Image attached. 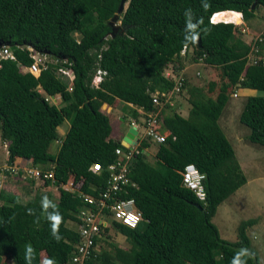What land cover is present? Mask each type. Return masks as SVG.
<instances>
[{
    "label": "trees",
    "instance_id": "1",
    "mask_svg": "<svg viewBox=\"0 0 264 264\" xmlns=\"http://www.w3.org/2000/svg\"><path fill=\"white\" fill-rule=\"evenodd\" d=\"M119 2L0 0V46H8L16 57L2 60L0 67V142L8 141L9 163L25 160L42 174L52 171L44 185L59 189L55 200L37 194L25 202L0 190V264H41L42 259L44 264H67L79 240L67 223L79 222L76 215L84 204L77 192L63 185L73 180L77 189L97 195L117 158L115 148L121 146L120 140L110 137V116L102 104L111 106L118 100L131 104L129 115L136 120L137 109H156L151 93L173 88L163 69L181 59L183 46H192L194 61L202 57L206 64L221 68L226 81L215 98L197 86L189 88L187 116L164 109L165 138L164 143L154 144L156 163L149 162L144 152L129 162V176L138 185L132 195L142 220L134 228L115 223L129 247L105 240L109 250L102 249L87 264H233L241 249L248 250L241 257L244 264H260L246 234L255 219L239 223L233 242L220 237L211 219L218 206L246 183L218 124L228 88L264 90V61H248L250 44L228 23L232 13L219 15L225 22L213 23L210 17L233 10L247 20L258 7L264 9V0H127L123 12L116 15ZM186 10H191L190 21ZM116 17L117 28L116 21L111 23ZM189 23L195 28L189 29ZM194 33L200 46L190 39ZM256 43V55L261 56L264 40ZM27 45L71 62L72 91L67 90V80L54 74L60 62L50 63L37 77L19 70L18 63L32 62ZM98 68L106 73L96 87L92 79ZM214 87L211 82L208 91ZM45 94H60V105L47 102ZM66 119L69 128L60 138L57 128ZM239 120L250 130L248 141L264 146V96H248ZM57 140L61 141L57 151L50 152ZM151 145L144 140L141 148ZM95 162L101 165L99 174L89 170ZM188 163L205 174L204 203L182 185L180 171ZM45 201L50 203L45 206ZM56 213L61 219L54 227L50 216ZM104 231L108 235L107 228Z\"/></svg>",
    "mask_w": 264,
    "mask_h": 264
},
{
    "label": "built area",
    "instance_id": "2",
    "mask_svg": "<svg viewBox=\"0 0 264 264\" xmlns=\"http://www.w3.org/2000/svg\"><path fill=\"white\" fill-rule=\"evenodd\" d=\"M215 14L216 13H214L212 17ZM212 17L210 20L211 22H214L212 21ZM232 23L237 27L238 31L247 34V28L243 26L242 21L239 23ZM108 36L110 35L108 34ZM263 40L264 31L254 36L248 43L250 44V51L247 54V58L252 54L254 58H257L256 61H253L254 63L261 58L264 61V54L263 56L256 55L259 51L256 42H261ZM18 47L23 48L24 46ZM26 48L29 50V56L31 57L32 62L29 65L18 63V68L21 72L30 73L37 77L42 70L48 68L50 63L56 64L60 62V65L55 68L54 74L57 77L67 80V90L72 91L74 73L71 67V62L66 58H61L59 60L54 59L46 52H40L30 45H27ZM188 50L193 52L192 46H183L180 55H186ZM5 59L16 60V57L8 46L2 45L0 46V67L2 65V60ZM198 60L203 61L202 57H199ZM105 73L104 70L98 68L93 76L92 84L98 87ZM173 75L175 76L174 78L168 72V76L170 77L166 76L174 82L172 89L161 92L155 90L151 93V99L156 106V109L149 112L141 110L143 115H141L138 120H131V123L137 130V139L134 144L130 143L127 147L120 144L121 146L115 148L117 158L108 167V175L103 190L97 195H92L79 189L72 190L71 187L63 185L64 189L71 192H77L84 204V208L78 215H76L79 219V222H76V231L79 234V240L74 244L67 264H87L89 259L96 257L102 250V244L100 243L102 240H105V238L102 237L103 235L105 236V228H107V232L111 230V226H114L115 229H117L115 223L134 228L142 220V213L136 208L135 198L132 195L133 190L137 189L138 185L129 176V162L131 158L139 152H144L146 155L149 154L147 152L149 147L141 148V144L144 140L149 141L151 144L164 143L165 137L162 132L163 111L166 107L171 108L174 106L175 97L183 90V83L185 81L181 74ZM38 90H40V86H38ZM236 95V93H233V96ZM44 97L47 102L54 104H58L59 101H61L60 94H45ZM60 142V140L56 141L58 144H60ZM0 149V190L3 189L5 182L4 172H8L10 176L22 175V180L32 179L36 184L40 185H43L46 179L53 177L52 171L42 174V171L39 168L21 167L22 161L9 163L7 160V141H1ZM89 170L95 174H99L101 171V165L95 162L91 164ZM180 174L182 176V185L191 190L196 198L204 203L206 201V193L203 184L205 174L201 173L193 163L186 164L183 170L180 171ZM38 179H41V182H39ZM73 223H75V221ZM41 264H44V259L41 260Z\"/></svg>",
    "mask_w": 264,
    "mask_h": 264
},
{
    "label": "rangeland",
    "instance_id": "3",
    "mask_svg": "<svg viewBox=\"0 0 264 264\" xmlns=\"http://www.w3.org/2000/svg\"><path fill=\"white\" fill-rule=\"evenodd\" d=\"M231 12L232 11H227L226 14ZM263 16L264 9L262 7H258L250 19L243 20L241 18L243 26L247 28V34L241 33L238 36H240L244 42L249 43L254 36L264 31ZM116 24L118 25L119 22H116ZM78 36V34L75 35L76 38ZM193 54V52L188 51L186 55H180L181 59L179 61H172L163 69L164 76L170 77L168 76L169 72L173 78L175 77L173 74H181L184 77L186 83L185 87L179 95L175 97V106L171 109L177 110L184 116H187L191 107L188 100L189 88L197 86L206 94L215 98L220 85L226 81V79L223 78L221 68L206 64L202 60L194 61ZM248 59L252 62L257 60V58H254L252 54L248 56ZM179 63L182 65V68L177 70L174 69V65ZM184 66H187V68L182 70ZM211 82L215 83V87L212 92H209L208 88ZM227 92L228 98L218 118V124L229 142L232 144L236 158L246 177V183L218 206L211 221L216 225L221 238L233 242L237 239L239 223L243 220L255 219L253 225L246 229V234L248 236L250 246L257 253L259 263L264 264V146L250 143L248 141L247 136L250 130L239 120L240 112L243 109L247 97L256 95L264 96V90L249 89L235 85L229 87ZM233 93H236L237 95L233 96ZM57 105H60V103ZM118 110L120 112L117 111L109 114L110 122L114 126L115 123H118L119 121L118 116H125L124 119L126 121L120 122L123 123L122 132H124L129 122V114L127 112L128 108L119 107ZM168 112H170V110H168L167 113ZM141 115L143 114L141 113ZM69 124L70 119H66L60 127L57 128L60 138H62L68 130ZM237 139L241 140L242 145L237 144ZM58 146L59 144L55 142L52 143L49 151L55 153ZM244 147H248L249 151L247 152V149ZM147 152L149 153L146 155L148 161L155 164V145H151L147 149ZM21 165V167L28 168L29 162L22 161ZM4 174L5 182L2 191L18 196L21 202L34 198L37 194H41L43 197L50 196L54 200L59 196V189L56 185H40L33 181L22 180V175L10 176L8 172H4ZM38 181L41 182V179H38ZM72 183L73 180H69L64 186L67 185L66 187H71L72 190L77 189V187L73 186ZM67 226L76 229L73 222H68ZM107 233L108 235L102 236L106 241L113 242L121 248L129 247V243L125 239V236L122 235L118 229H115L114 226H111V230ZM105 240H102L100 244H102L103 250H109L110 245H108ZM7 262L10 261L7 260Z\"/></svg>",
    "mask_w": 264,
    "mask_h": 264
},
{
    "label": "crops",
    "instance_id": "4",
    "mask_svg": "<svg viewBox=\"0 0 264 264\" xmlns=\"http://www.w3.org/2000/svg\"><path fill=\"white\" fill-rule=\"evenodd\" d=\"M241 20V19H240ZM189 51V50H188ZM187 68V66H184L183 67V69L182 70H185ZM174 71V70H173ZM132 107V105L131 104H128V105H126V104H124V102H122V101H116V103H115V105H111V106H109L108 104H106V103H104V104H102V106H101V109L105 112V113H107V115H109V114H112L113 112L115 113V112H120L119 110H118V108L120 107H123V108H128V110H127V112H128V114L130 113L129 112V108H131ZM137 111H139V114L141 115V109H137ZM177 111V110H176ZM178 112V111H177ZM123 115V114H122ZM182 116H184V115H182ZM129 119V122H128V124L130 123V121L131 120H133L134 118H132L130 115H129V117H128ZM139 118H140V116H139ZM118 123H115V121H114V123H115V125L113 126L112 125V123L110 122V124H111V128H112V130H111V134H110V137L111 138H113V139H116V140H121V137L123 138V136H124V134H125V132L127 131V129H128V125H127V127H126V130L124 131V132H122V129H123V127H122V124L123 123H120V122H124V121H126L125 119H124V117L123 116H118ZM134 120H136V119H134ZM60 126H58V128H59ZM237 144L238 145H242V142H241V140H238L237 139ZM232 145V144H231ZM244 148H246L247 149V152L249 151V148L248 147H244ZM246 152V153H247Z\"/></svg>",
    "mask_w": 264,
    "mask_h": 264
},
{
    "label": "water",
    "instance_id": "5",
    "mask_svg": "<svg viewBox=\"0 0 264 264\" xmlns=\"http://www.w3.org/2000/svg\"><path fill=\"white\" fill-rule=\"evenodd\" d=\"M126 2L127 0H120L117 11H116V15H119L123 12L124 8L126 7ZM257 2L255 1L252 5H251V9H253L256 6ZM117 17L113 20V22L111 21V23L114 24V21H116ZM117 22V21H116ZM115 27L117 28L118 25L115 24ZM110 36H112V33H109ZM196 42H198L199 46H200V38L196 39ZM137 130L136 127L132 124L129 123L128 124V129L125 132L123 138L120 141V144L123 146H128L130 143L134 144L136 139H137Z\"/></svg>",
    "mask_w": 264,
    "mask_h": 264
},
{
    "label": "clouds",
    "instance_id": "6",
    "mask_svg": "<svg viewBox=\"0 0 264 264\" xmlns=\"http://www.w3.org/2000/svg\"><path fill=\"white\" fill-rule=\"evenodd\" d=\"M233 11V10H232ZM191 13V10H186V15L189 17V21L191 20V16L189 15ZM215 13H217V12H215ZM240 13V12H239ZM214 14V13H213ZM212 14V15H213ZM212 15H211V17H212ZM240 15H241V13H240ZM210 17V18H211ZM241 17H242V15H241ZM211 21V20H210ZM218 22H220V21H218ZM223 22V21H222ZM213 23H216V22H213ZM228 23H232V22H228ZM188 27H189V29H194L195 28V26L194 25H192L191 23H189V25H188ZM190 39H192V40H195L196 39V36H195V33L192 35V37L190 38ZM174 106H175V103H174ZM173 106V107H174ZM173 107H171V109L173 108ZM134 120V119H133ZM130 123H131V121H130ZM8 142V141H7ZM0 144H1V142H0ZM0 152H1V149H0ZM50 202L49 201H45V206H47L48 204H49ZM50 219H52V221L54 222V227L56 226V225H58L59 224V222H60V215H59V213H56V214H54V215H51L50 216ZM76 229H77V227H76ZM75 229V230H76ZM246 255H248V250L247 249H241L240 250V252H238L237 254H236V257H235V259H234V261H233V264H244V261L241 259V257L242 256H246ZM48 264H53V262L52 261H48Z\"/></svg>",
    "mask_w": 264,
    "mask_h": 264
},
{
    "label": "bare ground",
    "instance_id": "7",
    "mask_svg": "<svg viewBox=\"0 0 264 264\" xmlns=\"http://www.w3.org/2000/svg\"><path fill=\"white\" fill-rule=\"evenodd\" d=\"M226 12L227 11H220V12H217L213 17H212V21H214V22H218V21H223V22H225V19H220L219 18V15H221V14H223V13H225L226 14ZM232 14H231V18H229V20L230 19H232V20H230L231 22H235V23H239V22H241V15L240 14H238L239 12H231ZM228 20V19H227ZM229 21V22H230ZM238 21V22H237Z\"/></svg>",
    "mask_w": 264,
    "mask_h": 264
}]
</instances>
